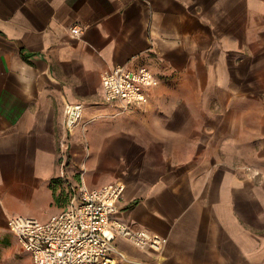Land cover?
<instances>
[{"label": "crops", "instance_id": "0c3cea01", "mask_svg": "<svg viewBox=\"0 0 264 264\" xmlns=\"http://www.w3.org/2000/svg\"><path fill=\"white\" fill-rule=\"evenodd\" d=\"M118 65L159 80L145 104L104 100ZM83 167L124 185L112 220L167 240L116 238L115 264H264V0H0V264H31L8 219L60 213Z\"/></svg>", "mask_w": 264, "mask_h": 264}, {"label": "built area", "instance_id": "2783aa9c", "mask_svg": "<svg viewBox=\"0 0 264 264\" xmlns=\"http://www.w3.org/2000/svg\"><path fill=\"white\" fill-rule=\"evenodd\" d=\"M70 34L77 38L83 29L72 26ZM103 98L116 103L125 111L148 101L150 89L159 80L146 66L127 68L115 66L101 76ZM83 105L64 104V127L71 132L81 123ZM85 124L81 125L84 130ZM61 161L66 162L65 141L59 142ZM88 156V151L86 152ZM80 174L77 197L57 215L42 222L32 217L14 216L7 221L10 232L20 248L30 256L31 264H115V256L122 260L114 241L123 238L132 245L159 254L167 240L146 230H132L126 224L112 220L117 212L124 185L115 182L96 189L87 188Z\"/></svg>", "mask_w": 264, "mask_h": 264}]
</instances>
